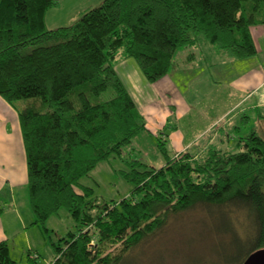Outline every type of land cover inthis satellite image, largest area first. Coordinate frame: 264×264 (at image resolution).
I'll return each mask as SVG.
<instances>
[{
	"label": "trees",
	"instance_id": "obj_1",
	"mask_svg": "<svg viewBox=\"0 0 264 264\" xmlns=\"http://www.w3.org/2000/svg\"><path fill=\"white\" fill-rule=\"evenodd\" d=\"M57 5L0 0V95L19 112L34 225L48 232L47 220L65 208L79 227L53 244L52 264H165L160 249H142L194 210L216 234L212 264H244L264 249V137L256 131L234 150L211 144L175 157L159 137L166 164L133 160L124 174L134 189L121 201L101 202L81 183L147 131L114 65L119 52L151 83L170 74L181 48L202 41L229 58L253 57L251 27L264 24V0H104L72 25L49 29L46 15ZM0 264H21L8 241Z\"/></svg>",
	"mask_w": 264,
	"mask_h": 264
},
{
	"label": "crops",
	"instance_id": "obj_2",
	"mask_svg": "<svg viewBox=\"0 0 264 264\" xmlns=\"http://www.w3.org/2000/svg\"><path fill=\"white\" fill-rule=\"evenodd\" d=\"M57 1L59 6L64 5L63 0ZM103 1L86 0L85 4L84 1L81 3L84 6L79 1V12L72 11L71 18L76 19ZM59 22L46 18L48 28ZM251 34L257 55L245 59L229 58L202 41L191 47L192 52L185 60L176 63L170 74L156 83L149 82L131 58H125L116 70L146 118L147 132L153 138L163 137L177 155L200 151L204 145L231 147L236 136L224 135L222 131L212 134V126L222 119L228 120V126L240 116L243 123L250 121L253 115L263 121L264 24L252 26ZM216 94L219 102L213 104L211 101L207 109L205 103ZM215 107L219 108L217 112ZM196 109H200L195 115L197 119L200 117L209 124L197 136H189L187 119ZM238 129L236 127L235 132ZM160 163L159 167L165 165ZM28 184V159L19 112L0 95V243L9 242L12 257L16 249L34 250L38 246V236L44 237L41 229H36L40 226L34 225L36 216L31 208ZM29 259H32L30 255Z\"/></svg>",
	"mask_w": 264,
	"mask_h": 264
},
{
	"label": "rangeland",
	"instance_id": "obj_3",
	"mask_svg": "<svg viewBox=\"0 0 264 264\" xmlns=\"http://www.w3.org/2000/svg\"><path fill=\"white\" fill-rule=\"evenodd\" d=\"M79 1L80 5L84 6L86 0H63L64 5H58L51 8L47 12L46 18L48 17V20H51L52 22L54 19H57L58 22L61 20V22L50 24L53 27L50 26L49 29H57L61 26L72 25L80 19V17L87 11H84V13L76 19L71 18L73 16L72 11L76 12L78 9ZM83 1L84 4H81ZM191 49L190 46L181 48L176 54L175 62L180 63L184 61L192 52ZM125 58L129 57L124 54V51H120L114 65L119 68L121 62ZM130 60L136 65L138 64L135 59L131 58ZM121 79L123 82L125 81L123 77H121ZM125 86L127 87L126 84ZM217 97L218 95L216 94L209 102L205 103L207 109L209 108L208 103L211 101L213 104L219 102L216 100ZM200 109H196L194 115L187 119L186 127L188 126L189 128V136H197L209 124L207 123V120H201L200 117L198 120L195 116ZM215 109L217 112L219 108L215 107ZM222 110H224V106H222ZM242 121L243 118L240 116L231 123L230 126H228V120L223 119L212 126V130H214L212 134L217 131H222L224 135L229 134L237 137L231 147L227 148V145H222V147L232 150L241 137L248 136L252 131H256L264 137V120L262 121V118L258 116L256 118L253 115L250 121L244 123ZM236 127L239 128L238 132H235ZM159 137L153 138L147 131L140 133L130 145L124 148L122 154L113 155L108 160L99 163L89 176L82 179L81 183L87 187L93 188L95 190L94 197L99 198L101 202L121 201L130 196L134 189V184L127 180L124 172H129L131 170L130 163L133 160L148 163L150 166L153 165L154 167H159L161 164L160 162L166 164L168 158L163 154L159 147ZM201 141H199L198 144ZM165 144V148L170 157L179 155H175L173 148L169 146L168 143ZM208 146L204 145V148L200 151L196 150L193 151V153L197 154ZM24 189L26 190V187ZM205 225H207V228ZM46 228L48 229V232L41 226L36 228L38 231L41 229L40 231H42L44 237L41 239V237L38 236V246L34 247V250L29 251L25 247V249L22 250L16 249L13 251V257L18 259L21 264H52L56 259V252L53 244L61 243L60 240L62 238H67L70 232H76L79 227L74 216L67 209L63 208L59 214H53L47 220ZM210 228L211 221L206 217V214L203 211H191L179 216L178 219H173L170 227L164 232V234L152 242L151 245L146 246V248L144 247L142 251L146 253V256H149L151 251H157L160 249L165 264H187L189 254L193 257L202 256V258L206 259L207 264H212L216 259V256L213 254V245L217 238L215 232H213L214 235ZM36 254L38 255V260L34 261L33 259H29V255L32 258H35Z\"/></svg>",
	"mask_w": 264,
	"mask_h": 264
},
{
	"label": "water",
	"instance_id": "obj_4",
	"mask_svg": "<svg viewBox=\"0 0 264 264\" xmlns=\"http://www.w3.org/2000/svg\"><path fill=\"white\" fill-rule=\"evenodd\" d=\"M244 264H264V249H260L251 254Z\"/></svg>",
	"mask_w": 264,
	"mask_h": 264
},
{
	"label": "built area",
	"instance_id": "obj_5",
	"mask_svg": "<svg viewBox=\"0 0 264 264\" xmlns=\"http://www.w3.org/2000/svg\"><path fill=\"white\" fill-rule=\"evenodd\" d=\"M35 258H38V255L37 254L35 255Z\"/></svg>",
	"mask_w": 264,
	"mask_h": 264
}]
</instances>
